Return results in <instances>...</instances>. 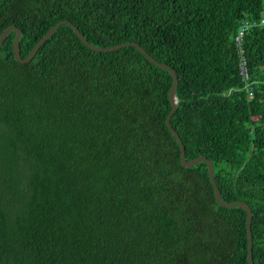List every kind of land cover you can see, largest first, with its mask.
I'll list each match as a JSON object with an SVG mask.
<instances>
[{"label": "trees", "instance_id": "obj_1", "mask_svg": "<svg viewBox=\"0 0 264 264\" xmlns=\"http://www.w3.org/2000/svg\"><path fill=\"white\" fill-rule=\"evenodd\" d=\"M264 0H0L24 58L60 20L135 42L176 75L184 159L251 212L264 264ZM240 39L248 85L238 74ZM0 45V264H247L245 211L216 204L165 126L168 71L66 24L29 62ZM250 93V97H248Z\"/></svg>", "mask_w": 264, "mask_h": 264}, {"label": "water", "instance_id": "obj_2", "mask_svg": "<svg viewBox=\"0 0 264 264\" xmlns=\"http://www.w3.org/2000/svg\"><path fill=\"white\" fill-rule=\"evenodd\" d=\"M62 24H66L70 27V29L73 31V33L75 34V36L79 39V41L87 48H89L90 50L93 51H99V52H108V51H113L116 50L120 47L123 46H133L135 47L144 57L145 59H147L151 64L162 68L166 71L169 72L170 74V78H171V83L170 86L168 88L167 91V97H168V101L170 104V109L169 112L167 113L166 117H165V126L168 129V131L172 134V136L175 138V140L177 141L178 144V148H179V161L181 163L182 166L184 167H189L192 166L194 164H196L197 162H204L206 164V169H207V175H208V179L209 182L211 184V187L213 189V196H214V201L216 202L217 205L222 206V207H234V206H238L244 209L245 211V230H246V257H247V264H252V257H251V233H250V219H251V212L250 209L248 207V205L241 201V200H235V201H230V202H224L220 199L219 196V190L214 182V178H213V166L212 163L209 159H207L206 157L200 155L197 156L195 158H192L190 160H185L184 159V152H183V146L181 143L180 138L178 137V135L176 134V132L172 129L170 122H169V118L171 116V114L173 113V111L175 110L176 107V97L174 95L175 92V88L177 85V79H176V75L174 70L163 63L157 62L156 60H154L150 55H148L142 47H140L137 43L135 42H126V43H120V44H116V45H112V46H107V47H98V46H94L92 44H90L83 36L82 34L78 31V29L71 24L69 21L67 20H60L58 22H56L54 25L50 26L46 32L35 42V44L31 47V49L29 50V52L27 53V55L24 58H21L19 56V52H18V38L20 35V30L12 25H9L7 27H5L1 33H0V45L2 43V41L4 40L5 36L7 35V33L10 30L14 31V36L12 39V43H11V50H12V54H13V58L14 60H16L17 62L20 63H26L29 62L30 59L33 57L34 53L36 52V50L38 49L39 46H41L43 44L44 41H46L54 32L55 30L58 28V26L62 25Z\"/></svg>", "mask_w": 264, "mask_h": 264}, {"label": "built area", "instance_id": "obj_3", "mask_svg": "<svg viewBox=\"0 0 264 264\" xmlns=\"http://www.w3.org/2000/svg\"><path fill=\"white\" fill-rule=\"evenodd\" d=\"M260 23L264 22V19H260L259 20ZM250 24H248L247 22H243L237 29L236 34L234 36V42L235 45L237 46V51H238V55H239V61H238V74L241 78V80L244 82V86L246 87L248 85V81H247V70L245 67V60L242 56V51H241V47H240V39L243 35V32L245 31V29L249 26ZM248 97H250V93H248Z\"/></svg>", "mask_w": 264, "mask_h": 264}]
</instances>
